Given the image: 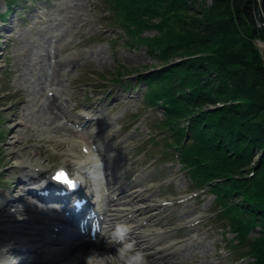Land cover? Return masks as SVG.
<instances>
[{
  "label": "rangeland",
  "instance_id": "1",
  "mask_svg": "<svg viewBox=\"0 0 264 264\" xmlns=\"http://www.w3.org/2000/svg\"><path fill=\"white\" fill-rule=\"evenodd\" d=\"M46 1L35 0L42 14L41 18L36 16L35 9H31L30 0H17L6 18L0 20V165L3 173L0 175V191L3 194L6 192L10 194L12 191L20 194L22 191L23 185L18 182V178L22 176V160L52 168L67 163L73 153L69 150L70 147L59 148L51 143L54 147L50 149L52 145L48 148L41 144L49 133L55 138L53 135L56 131L52 129L51 122L46 123L44 118L40 117L41 109L36 102L35 92L43 91V74L47 67V57L44 54L47 42L42 38L52 30L50 24L53 18L49 12L52 11L55 16L62 12L61 4L53 5L50 9L51 5ZM63 1L60 0L59 3ZM204 1L205 6H210L211 0ZM6 2L7 0H0V14L6 9ZM82 2L83 4L74 11H67L69 18L64 24L63 37L58 39L56 48L59 49V55H63L68 60L60 66L57 75L54 73L51 81L67 97L63 103L66 111L76 116L80 108L98 109L107 123H113L106 132H112L114 142L120 141L117 152H120L121 157L126 160L125 169L128 175L134 171L140 174L136 178L137 181L135 180L138 183L135 185V190L141 192L143 188L150 189L151 194L148 198L145 192H139L137 199L140 197L146 199L145 203L134 200L136 208L151 203L152 199L174 194L176 189L195 190L194 181L186 174L179 173L177 164L167 167L166 163H163L162 167L161 159L154 163L153 158L157 150L162 148V141L153 145L145 158L134 162L136 158L131 154L130 146L139 139L147 138L150 132L159 130L160 128L157 127L164 115L160 109L147 108L144 100L134 99L133 96L137 92L142 93L145 90V86L137 82L138 76L160 66V63L149 54L144 45H125L129 40L128 33L114 22L111 3L106 0H82ZM106 16L107 19H104ZM25 19L27 21L23 22ZM152 34L153 31L147 30L143 33L144 36ZM66 43L69 44L65 45ZM255 44L263 55L264 41L256 40ZM64 45L65 51L62 48ZM42 59L44 60L41 61ZM118 73L126 78L124 82L113 81V77L117 78ZM130 85L135 87L129 88ZM122 86L125 88H121ZM100 105H104L105 108H100ZM140 116L144 118L136 123V132L128 131V126ZM14 125L16 129L10 130ZM165 159L172 160L170 157ZM148 160L151 165L143 166ZM155 171L158 175L152 179ZM169 176L174 177V181L166 188L164 182ZM22 206V202H19L7 209L13 230L12 240L8 235L4 240L22 241L27 248L40 250L42 242L37 240V235L30 234L32 226L18 227V224L28 221L36 226L38 224L36 219L40 213L32 210L22 215L18 212ZM4 207V202L0 203V209ZM216 207L214 196L207 192L197 198L193 206L173 207L171 213L162 212L156 218L162 221L163 227L171 228L173 231L181 226L189 215L199 214L204 210L214 211ZM208 228L197 227L189 230L185 235L197 233L198 240L188 249L172 257H166L164 262L157 260L158 263L156 261L150 264H214L216 259L220 260L219 264H227L226 260L220 258L224 243L216 236L217 233L222 232V228L217 226ZM227 230L228 228H225V237L229 242L233 234ZM173 238L181 237L177 234ZM77 252L79 256L83 255L82 250ZM28 260L40 264V259L36 255L28 257Z\"/></svg>",
  "mask_w": 264,
  "mask_h": 264
},
{
  "label": "trees",
  "instance_id": "2",
  "mask_svg": "<svg viewBox=\"0 0 264 264\" xmlns=\"http://www.w3.org/2000/svg\"><path fill=\"white\" fill-rule=\"evenodd\" d=\"M106 1L126 44L144 45L160 63L138 79L147 105L164 109L169 145L210 184L248 264H264V54L255 44L264 41V0ZM207 50L213 55L195 56Z\"/></svg>",
  "mask_w": 264,
  "mask_h": 264
},
{
  "label": "bare ground",
  "instance_id": "3",
  "mask_svg": "<svg viewBox=\"0 0 264 264\" xmlns=\"http://www.w3.org/2000/svg\"><path fill=\"white\" fill-rule=\"evenodd\" d=\"M2 30H5V29H2ZM57 57H59V56H57ZM43 60L44 59H42L41 61H43ZM48 61H49V58H48ZM56 66H58V69L60 68V66H61L60 61H57L55 63V67ZM37 92L38 91H36L35 93H37ZM52 101H53V105H55L58 110H61L63 108L62 104H58L55 99H53ZM51 111H52L51 102L48 104V106L42 108L41 116L43 117L45 115L43 117L45 122L54 123V117L51 115ZM60 113H64V111L61 110ZM13 116L14 115H12L11 117L13 118ZM15 129H16V125L12 126L10 130L13 131ZM58 129H61V127H59ZM26 163H30V162H28L27 160L26 161L22 160L21 165L26 164ZM23 171H25L23 173L24 174V178L27 179V180H31V179L34 178V176H38L39 175L38 173L27 172V170H25V169ZM39 177L40 176H38V178ZM39 180L40 179H38L37 181H39ZM25 185H30V183H25ZM25 195L26 194L22 193V194L18 195L17 197H14V196H13L14 198L10 197V198H8V203L14 204L15 202H22V201L26 203ZM3 198L5 199L6 195L3 194L0 191V199H3ZM32 206H34V205L31 204V202L26 203L25 205H23V207L18 212L20 214H22V215L26 214V213H28V212H30L32 210ZM24 226H34V225L30 221L23 222L20 225L18 224V227H24ZM14 244H16L17 247L21 246L25 250V251H22V252H16L14 254L15 258L20 257L21 255H23L24 253H27V252L28 253L39 254L38 250H33V251L28 250L27 247L25 246V244H23L22 241H18L17 243L16 242H14V243H6V242L3 241V238L0 237V248H1V251H0V262L4 261L5 253H7L8 250L11 252L10 249L13 248ZM79 248L83 252H85L88 255H90V258L85 257L84 260H77L75 255L74 256L71 255L73 258L69 259V262L73 261V262H76V264H85L86 262H90V264H109V263H107V256H106V259L104 261L101 258L100 259L98 258V256H100V255L102 257L103 254L107 253V250H108V252H112L113 253V256L115 258V259L111 260L110 264H113V263L114 264H122L121 260H120V256H121L120 249L123 248V247H120V248H118V250H116V249H111L110 246H107V245L99 243V242H93V243L90 242V243H84V245L80 246ZM94 251L95 252L98 251V252L94 253Z\"/></svg>",
  "mask_w": 264,
  "mask_h": 264
},
{
  "label": "clouds",
  "instance_id": "4",
  "mask_svg": "<svg viewBox=\"0 0 264 264\" xmlns=\"http://www.w3.org/2000/svg\"><path fill=\"white\" fill-rule=\"evenodd\" d=\"M129 227L123 224H119L115 228V236L120 241H124L126 235L129 232ZM134 248V243H126L124 247L120 249L121 260L123 264H148V260L145 254L141 251L132 252Z\"/></svg>",
  "mask_w": 264,
  "mask_h": 264
},
{
  "label": "snow or ice",
  "instance_id": "5",
  "mask_svg": "<svg viewBox=\"0 0 264 264\" xmlns=\"http://www.w3.org/2000/svg\"><path fill=\"white\" fill-rule=\"evenodd\" d=\"M56 178H57V179H60V175H58Z\"/></svg>",
  "mask_w": 264,
  "mask_h": 264
},
{
  "label": "water",
  "instance_id": "6",
  "mask_svg": "<svg viewBox=\"0 0 264 264\" xmlns=\"http://www.w3.org/2000/svg\"><path fill=\"white\" fill-rule=\"evenodd\" d=\"M259 3H260V1H259ZM258 13H259V9H258Z\"/></svg>",
  "mask_w": 264,
  "mask_h": 264
}]
</instances>
